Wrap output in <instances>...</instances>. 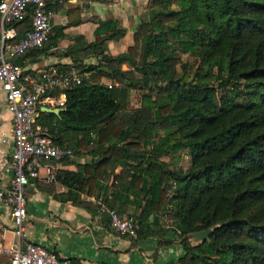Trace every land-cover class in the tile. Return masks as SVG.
Segmentation results:
<instances>
[{
    "label": "trees",
    "instance_id": "obj_1",
    "mask_svg": "<svg viewBox=\"0 0 264 264\" xmlns=\"http://www.w3.org/2000/svg\"><path fill=\"white\" fill-rule=\"evenodd\" d=\"M152 2L124 52H107L126 33L111 19L96 20L92 41L77 34L57 51L71 59L58 70L77 67L82 81L65 90L58 114L40 111L37 122L72 156L89 157L75 170L59 169L56 181L66 191L57 197L83 205L81 195L99 189L120 214L117 204L129 203L137 235L161 230L171 206L184 253L166 264H264V0H175L176 8L169 0ZM81 21L80 8L69 9L43 47L14 61L25 66L55 54L64 29ZM19 24L21 31L30 27L28 17ZM89 57L97 62L86 63ZM134 88L146 92L139 107L127 109ZM183 149L190 154L185 170L162 159ZM107 176L109 188L101 184ZM211 228L190 242L191 233Z\"/></svg>",
    "mask_w": 264,
    "mask_h": 264
},
{
    "label": "crops",
    "instance_id": "obj_2",
    "mask_svg": "<svg viewBox=\"0 0 264 264\" xmlns=\"http://www.w3.org/2000/svg\"><path fill=\"white\" fill-rule=\"evenodd\" d=\"M142 3L144 0H64L54 6L53 26L66 24L67 11L75 7L80 8L82 21L64 29L65 36L51 50L55 54L37 62L27 60L25 66L28 72L38 75L42 70L71 64L69 57L58 53L68 47L72 37L77 34L83 35L88 42L92 41L96 20H117L126 33L118 44L111 41L108 47L112 44L127 48V39L139 20L142 8L138 6ZM16 28L18 35H21L23 27L19 24ZM91 58L94 57H89L85 62L89 63L87 61ZM11 125V113L6 107L4 93L0 91V188L8 187L11 179L10 172L5 170L13 151ZM85 161L80 156L69 158L62 162L61 168L75 170L77 163ZM120 171L119 167L114 170L115 174ZM44 177L45 171L40 170L39 177L29 179L25 187L27 241L57 252L73 264H166L183 255V248L176 241L174 233H163V227L161 230L155 227L153 231L135 237L117 236L110 228L107 216L100 212L99 201L104 200L105 195L99 189L92 196L81 195L83 205H79L57 197L66 188L56 179L49 182ZM111 182L112 176L101 180V184L108 188ZM116 207L124 215L132 214L134 210V206L129 203L126 206L118 203ZM13 228L9 207L0 203V264H9L17 245L18 238Z\"/></svg>",
    "mask_w": 264,
    "mask_h": 264
},
{
    "label": "built area",
    "instance_id": "obj_3",
    "mask_svg": "<svg viewBox=\"0 0 264 264\" xmlns=\"http://www.w3.org/2000/svg\"><path fill=\"white\" fill-rule=\"evenodd\" d=\"M64 0H0V91L11 113L13 151L5 170L10 172V184L0 188V203L10 209L17 245L9 264H73L57 252L26 240L27 218L25 187L29 179L45 171L46 181H54L62 162L72 156V150L55 143L52 134L38 124L41 107L63 109L65 90L80 84L82 73L77 67L59 71L48 68L33 75L26 66L14 61L27 51L41 48L48 41L53 27V6ZM28 17L30 27L18 35L17 22ZM111 87L112 85H108ZM100 212L117 236L135 237L137 227L132 217L99 201ZM178 233L180 231L176 229Z\"/></svg>",
    "mask_w": 264,
    "mask_h": 264
},
{
    "label": "rangeland",
    "instance_id": "obj_4",
    "mask_svg": "<svg viewBox=\"0 0 264 264\" xmlns=\"http://www.w3.org/2000/svg\"><path fill=\"white\" fill-rule=\"evenodd\" d=\"M152 1L153 0H144V3H142L141 6H138V7L142 8V9H141V12H140L139 17H138L139 20L136 22V25L134 26L133 30H131V32H130V36L131 37L129 36L130 38L128 37L129 39H127V42L129 43V45L132 43V35L131 34L136 30V26H137L138 22L140 20H142V19L143 20H147L148 17H149V10H150V8L151 7H155V5L153 6V2ZM169 3H170L169 5H170L171 8H176L175 0H169ZM168 24H173V22H169ZM109 48L111 49V51H110ZM125 48H126L125 46H120V45L113 46L112 44H110V47H108V45H107V52L109 54H111V55H115V54H118L119 52H121V50L124 51ZM140 50L141 49H139V52H140ZM140 53H139V55L137 57V60H139V59L141 60ZM181 58H182L183 61L184 60H191V61L193 60L187 54L181 55ZM87 62H89V63H96L97 61H96V59L91 58ZM122 68L123 69H128V66L124 64V65H122ZM176 68H177L178 71H180L179 64L176 66ZM134 76L138 77L139 75L135 72L134 73ZM103 81L106 84H108V85L109 84L110 85H114V86L119 85V83L116 80H114V79H112V80L103 79ZM211 86L217 87V82H212V85ZM144 92H146V91L145 90H142V89H139V88L128 89L127 95H126V100H127L126 108L127 109H134V108L139 107L140 106V103H141V95ZM222 93H223L222 90H219V89L217 90V92H216L217 96L215 97V102L216 103H218V97L221 96ZM123 113H124V111L120 112L119 115L121 117V121L124 122V123H126L127 122V118H126V116ZM162 133H163V131L160 130L159 131V135L162 134ZM76 135L77 134H75V136ZM79 156L82 157V158H84L85 160H88L89 159L88 155H86V154H81ZM74 157L77 158V156H74L73 155L72 157H70V159H72ZM162 159H164L166 161H170V167L171 168H182V169L185 170V169H187L190 166V154H189V152L186 149L180 150V151H178V152L170 155V157L169 156H164V157H162ZM136 161H137L136 158L133 157L132 162H136ZM119 170H120V168H119ZM173 186L170 187V190H169V194H171V195L173 194V191H172L173 190ZM161 227H163V230H165V231H171V232H173L174 233V236L176 238V241H179V239H180V233H178L176 231L177 228L175 227L174 219L171 216V206L166 207L165 210H164V212H163V214H162V216H161ZM190 242L193 243V244L198 243V242L194 241L191 236H190ZM183 253H184V250H183Z\"/></svg>",
    "mask_w": 264,
    "mask_h": 264
},
{
    "label": "water",
    "instance_id": "obj_5",
    "mask_svg": "<svg viewBox=\"0 0 264 264\" xmlns=\"http://www.w3.org/2000/svg\"><path fill=\"white\" fill-rule=\"evenodd\" d=\"M62 109L58 108V109H53V108H48V107H41V111L43 112H48V113H54V114H58ZM213 228L209 229V230H203V231H199V232H194L191 233L190 236L193 238L194 241L199 242L203 239H205L209 233L212 231Z\"/></svg>",
    "mask_w": 264,
    "mask_h": 264
}]
</instances>
